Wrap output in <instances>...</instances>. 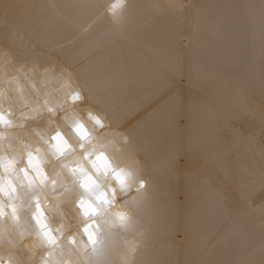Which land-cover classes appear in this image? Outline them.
Wrapping results in <instances>:
<instances>
[{"label":"clouds","instance_id":"1","mask_svg":"<svg viewBox=\"0 0 264 264\" xmlns=\"http://www.w3.org/2000/svg\"><path fill=\"white\" fill-rule=\"evenodd\" d=\"M195 7L38 0L30 31L0 35V264H187L165 259L159 216L142 208L154 176L90 67L133 100L137 67L120 50L170 16L189 20L169 40L191 50Z\"/></svg>","mask_w":264,"mask_h":264},{"label":"bare ground","instance_id":"2","mask_svg":"<svg viewBox=\"0 0 264 264\" xmlns=\"http://www.w3.org/2000/svg\"><path fill=\"white\" fill-rule=\"evenodd\" d=\"M154 2L137 0V10ZM193 3L191 50L172 46L170 34L189 20L171 16L120 50L137 67L133 100L102 62L90 71L154 176L142 208L147 219L159 216L165 259L264 264V10L258 0ZM37 5L0 0V35L30 31Z\"/></svg>","mask_w":264,"mask_h":264}]
</instances>
